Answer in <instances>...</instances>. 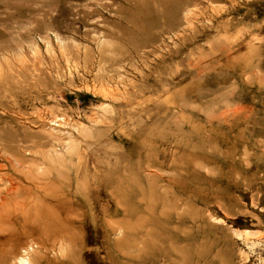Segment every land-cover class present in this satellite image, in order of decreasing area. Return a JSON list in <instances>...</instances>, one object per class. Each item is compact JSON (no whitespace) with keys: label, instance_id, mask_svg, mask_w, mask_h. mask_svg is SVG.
<instances>
[{"label":"rangeland","instance_id":"1","mask_svg":"<svg viewBox=\"0 0 264 264\" xmlns=\"http://www.w3.org/2000/svg\"><path fill=\"white\" fill-rule=\"evenodd\" d=\"M23 259L264 264V0H0V264Z\"/></svg>","mask_w":264,"mask_h":264},{"label":"bare ground","instance_id":"2","mask_svg":"<svg viewBox=\"0 0 264 264\" xmlns=\"http://www.w3.org/2000/svg\"><path fill=\"white\" fill-rule=\"evenodd\" d=\"M223 39H224V38H223ZM63 137H64V136H63ZM71 144H72V143H71ZM70 148H71V147H70ZM50 163H51V162H50ZM2 166H3V165H2ZM39 166H40V165H39ZM45 170H46V169H45ZM33 173H34V172H33ZM3 176H4V175H3ZM9 178H10V177H9ZM13 179H14V178H13ZM2 182H3V181H2ZM7 182H8V181H7ZM26 189H27V188H26ZM47 189H48V188H47ZM23 262H24L25 264H28L27 261L24 260V259H23Z\"/></svg>","mask_w":264,"mask_h":264}]
</instances>
